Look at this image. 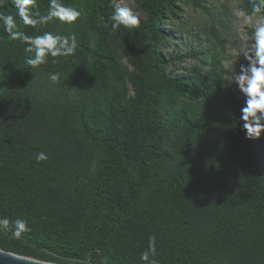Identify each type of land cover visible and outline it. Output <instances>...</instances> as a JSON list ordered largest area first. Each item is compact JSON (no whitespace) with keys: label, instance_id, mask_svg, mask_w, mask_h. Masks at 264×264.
Here are the masks:
<instances>
[{"label":"trees","instance_id":"1","mask_svg":"<svg viewBox=\"0 0 264 264\" xmlns=\"http://www.w3.org/2000/svg\"><path fill=\"white\" fill-rule=\"evenodd\" d=\"M133 1L135 29L104 26L111 0H63L82 10L74 24L17 17L28 35L77 37L74 56L38 68L0 25V216L32 228L21 239L0 231V248L56 264H142L155 235L159 264H264V161L239 119L245 97L209 38L165 51L181 4L206 0ZM12 5L0 0V12L15 15ZM188 58L196 64L169 70Z\"/></svg>","mask_w":264,"mask_h":264},{"label":"clouds","instance_id":"2","mask_svg":"<svg viewBox=\"0 0 264 264\" xmlns=\"http://www.w3.org/2000/svg\"><path fill=\"white\" fill-rule=\"evenodd\" d=\"M112 11L104 18V26L112 30L135 29L142 21L140 10L124 0H111ZM260 7L252 11L241 10L239 16L245 18L246 23L252 28V35L247 44H242L243 52L237 51V55L247 62L239 64V71L232 76V84L245 97L244 106L240 109V120L245 131V138L261 139L264 137V0H259ZM15 15L0 12V25L10 41H20L25 44L24 51L29 55L25 63L31 68H38L46 64L48 58L71 57L77 49V37L74 33L61 35L53 31H44L37 35H28L21 31L17 23V17L26 26L36 28L51 22L58 21L63 24H74L82 17V10L76 6L65 4L63 0H49L48 10L42 14L36 10V0H13ZM234 51H236L234 49ZM49 80L58 83L59 73L49 75ZM48 154L40 151L35 159L46 161ZM0 231L10 233L15 239H21L25 233H30L32 228L27 219H11L8 216H0ZM156 236L148 238V247L141 252L142 264H159L157 259ZM0 256L18 258L17 254L0 248Z\"/></svg>","mask_w":264,"mask_h":264},{"label":"rangeland","instance_id":"3","mask_svg":"<svg viewBox=\"0 0 264 264\" xmlns=\"http://www.w3.org/2000/svg\"><path fill=\"white\" fill-rule=\"evenodd\" d=\"M124 2L138 8L133 0H124ZM203 6L204 8L195 3L181 4L182 13L179 19L173 20L171 26L176 32L177 40L169 43L165 51L168 56L171 54L182 55L189 51L190 46L205 42L209 38L221 56L225 76L232 90L238 96H243L236 85L232 84V76L235 71H239V64L245 62L243 57L237 55V51H244L242 44H247L251 38L252 28L246 23L245 18L239 16V12L242 10L239 0H206ZM213 24L217 27L220 36L226 39L225 44H220L213 36L211 31ZM196 62L197 60L190 58L184 61L175 59L170 64L169 70L177 74L182 73L186 67L190 68ZM124 64L132 70L133 67L126 60H124ZM130 88L133 94V88ZM258 149L264 161V137L259 139Z\"/></svg>","mask_w":264,"mask_h":264},{"label":"water","instance_id":"4","mask_svg":"<svg viewBox=\"0 0 264 264\" xmlns=\"http://www.w3.org/2000/svg\"><path fill=\"white\" fill-rule=\"evenodd\" d=\"M18 258L0 256V264H56L51 262H44L24 256L17 255Z\"/></svg>","mask_w":264,"mask_h":264}]
</instances>
